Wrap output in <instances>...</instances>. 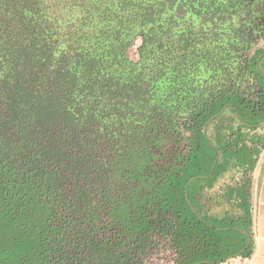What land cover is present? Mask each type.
<instances>
[{
  "label": "trees",
  "instance_id": "16d2710c",
  "mask_svg": "<svg viewBox=\"0 0 264 264\" xmlns=\"http://www.w3.org/2000/svg\"><path fill=\"white\" fill-rule=\"evenodd\" d=\"M255 11L252 0H0V264H77L57 248L54 207L92 177L130 179L171 134L200 139L216 104L239 97ZM178 237L177 264L241 251Z\"/></svg>",
  "mask_w": 264,
  "mask_h": 264
},
{
  "label": "flooded vegetation",
  "instance_id": "af4514ba",
  "mask_svg": "<svg viewBox=\"0 0 264 264\" xmlns=\"http://www.w3.org/2000/svg\"><path fill=\"white\" fill-rule=\"evenodd\" d=\"M252 2L258 20L252 43L248 46L245 74L237 77L240 80L237 97L248 112L242 117L244 121H237L239 131L232 137L224 132V123H218L214 126L216 131L206 132L210 118L200 139L193 133L181 131L167 136L162 149L149 161L141 163L137 174L130 179L107 181L99 176L92 177L85 185L79 183L86 195L75 197V202L70 204L63 202L61 209L54 207L56 214L52 217L56 228L53 235L58 244L62 242L57 248L76 253L77 264H111L115 258L125 264H154V258H166L168 264H177L179 229H185L187 242L192 241L195 233L202 241L205 236L209 238L215 234L219 240L224 233L226 227L220 225L225 223L224 210H221L226 202L223 184L216 189L218 199L215 202L207 195L219 180L216 173L228 168V161L219 165L221 157L226 159L227 154L224 153L226 145L221 146L218 142L229 139L242 142V135H246L245 142L235 149L239 156L237 160L246 154L244 159H248V163L245 166L251 167L264 143V135L258 137V131L264 129V70L261 68L264 60V0ZM258 33L262 42L251 51ZM242 122L245 130H242ZM242 144L243 152L239 149ZM236 150L228 152L235 153ZM197 151L204 154H196ZM185 176L188 177L185 185H179L181 183L176 179L182 177L184 180ZM197 180H207V183L195 185ZM241 189L240 185L234 187L239 200ZM176 192L181 195L174 197L181 209L177 213L172 210V205L166 204L167 198L171 202ZM228 203L232 204V199ZM217 248L219 252L224 250L221 246ZM213 262L220 264V260Z\"/></svg>",
  "mask_w": 264,
  "mask_h": 264
},
{
  "label": "rangeland",
  "instance_id": "374dc122",
  "mask_svg": "<svg viewBox=\"0 0 264 264\" xmlns=\"http://www.w3.org/2000/svg\"><path fill=\"white\" fill-rule=\"evenodd\" d=\"M262 42V38L260 33H258V35L255 37V41L253 42V45L251 47V51H253V49L259 45V43L261 44ZM258 65V63H257ZM261 68L264 70V60L261 62ZM217 107L214 109V111H216V113L214 114L213 117H211V124L209 126V129H207L206 132H210L211 129H214L215 125L219 124H223V129L224 132L226 134L231 135L232 137H234V134H236L239 129H238V119L241 121H244L242 117H246L247 115V111L245 108H243V106L240 104V100L239 97L238 98H225L222 101H220L218 104H216ZM244 122H242L243 124ZM244 126V124H243ZM207 135V133H206ZM245 141V140H243ZM221 146L226 145V146H238L239 143H241L240 140H235V139H229L228 140H221L220 142H218ZM242 145L240 151L243 152L244 149H242ZM196 154H204L202 151H197L195 152ZM224 153H226L224 151ZM240 153V152H239ZM228 154V153H227ZM194 155V154H192ZM239 155V154H238ZM226 159L224 158V156L221 157L220 161H219V165H223L226 164ZM205 163V162H204ZM245 163H248V159H244V160H232V161H228V169L229 170H234L235 172L238 171V169H240L241 167L245 166ZM218 165V166H219ZM234 172V173H235ZM220 175V173L218 174ZM218 175L216 173V177L218 178ZM232 175V174H231ZM188 177L185 176L184 180L182 177L177 178L176 180L181 183L179 185L183 186L185 185V181ZM199 184L201 186H203L204 183H207V180H197L195 181V185ZM219 183H217L218 186ZM223 184V183H222ZM224 189L226 190L227 194H226V199H232V204L231 203H226L223 202V207L221 208V210H224V214L227 217L226 218V222L220 225H226V229L223 234L220 235L219 240H218V235H211L209 236V238H207V241L210 242V244H215L216 246H221L225 248H232V249H236V250H241L239 253H237L236 255H239L241 257H247L252 253V231L250 229V227L248 226L246 220V213L244 208L245 206V200H239L238 197L236 198V194L233 191H229L231 190V188L228 189V185L227 184H223ZM216 189L217 187H215V189H213L211 192H209L207 195L212 196L213 198V202H215L214 200L218 199V195L216 194ZM177 195L171 197V202L169 201V199L167 198V202L166 204L172 205V210H174V212H179L180 207L178 204H176L174 202V197L179 198L181 195L179 192H176ZM243 198V197H242ZM238 199V200H237ZM212 202V201H211ZM215 203L211 204L214 205ZM231 205H233V207H231ZM178 215V214H177ZM250 216V214H249ZM185 215L183 214L182 219H184ZM232 220V221H231ZM182 223L184 222L183 220L181 221ZM259 224V229L261 224H264V220H260L258 221ZM184 226V225H183ZM248 226V227H247ZM231 227L236 228L237 230H233L230 229ZM239 230V231H238ZM185 229H179L178 230V234H185L184 233ZM260 236V235H259ZM223 237V238H222ZM178 246H180L181 244L178 242L177 243ZM181 253L183 255H185L187 253V251H181ZM201 254L196 252L194 255H192L191 258L194 259H198L200 258ZM208 258L212 257V251H208L207 253ZM186 256L183 257L182 263L183 264H190L192 261L191 259L189 260V262H186ZM152 262H154V264H168V260L166 258H154L152 260ZM228 262V261H227ZM226 262V263H227ZM194 264H198V263H194ZM228 264V263H227Z\"/></svg>",
  "mask_w": 264,
  "mask_h": 264
},
{
  "label": "crops",
  "instance_id": "0c3cea01",
  "mask_svg": "<svg viewBox=\"0 0 264 264\" xmlns=\"http://www.w3.org/2000/svg\"><path fill=\"white\" fill-rule=\"evenodd\" d=\"M262 135H264V129L258 131V137ZM263 138L262 140H264ZM221 170H223V172H221ZM221 170L220 175H218V186L223 183L228 185V189L233 187V185L234 187L240 185L242 188L245 186L243 183L246 181L250 182L248 197L250 216L247 224L252 231L253 248L252 253L247 257L232 255L220 260V264H264V224H261L260 229L258 226V221L264 220V143L259 148L256 161L252 167L246 165L238 169L236 172L234 170H229L226 167ZM217 183L215 184V187H218ZM234 230L237 229L235 228Z\"/></svg>",
  "mask_w": 264,
  "mask_h": 264
},
{
  "label": "water",
  "instance_id": "95a60500",
  "mask_svg": "<svg viewBox=\"0 0 264 264\" xmlns=\"http://www.w3.org/2000/svg\"><path fill=\"white\" fill-rule=\"evenodd\" d=\"M205 129H206V126H205Z\"/></svg>",
  "mask_w": 264,
  "mask_h": 264
}]
</instances>
